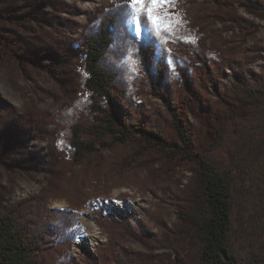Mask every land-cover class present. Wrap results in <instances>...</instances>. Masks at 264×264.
Returning a JSON list of instances; mask_svg holds the SVG:
<instances>
[{"label":"rangeland","instance_id":"1","mask_svg":"<svg viewBox=\"0 0 264 264\" xmlns=\"http://www.w3.org/2000/svg\"><path fill=\"white\" fill-rule=\"evenodd\" d=\"M127 2L0 0V213L27 225L36 264L195 263V162L223 164L219 140L264 113L246 92L264 77V0H170L166 37L151 22L136 36ZM117 11L105 64L120 84L94 102L78 80L82 37ZM95 105L130 119L132 136L88 134ZM70 117L92 144L81 164Z\"/></svg>","mask_w":264,"mask_h":264},{"label":"trees","instance_id":"2","mask_svg":"<svg viewBox=\"0 0 264 264\" xmlns=\"http://www.w3.org/2000/svg\"><path fill=\"white\" fill-rule=\"evenodd\" d=\"M120 14L111 15L110 25H97L82 37L83 75L78 80L94 102L98 101L95 97L110 101L109 88L120 84L118 72L105 64L112 54V29ZM255 82L246 92L264 111V77ZM161 96L171 107L168 97ZM95 106V123L88 134L110 136L114 143L132 136L129 118L119 119L101 105ZM68 120L63 126L66 140L74 161L81 164L85 154L92 153V144L83 140L77 117ZM174 126L179 131L177 122ZM139 132L161 148L173 146L161 135ZM216 147L223 154V164L216 166L205 157L195 162L200 196L191 218V234L199 249L192 264H264V113L236 127ZM36 241L26 224L18 226L9 213H0V264H36L32 256Z\"/></svg>","mask_w":264,"mask_h":264},{"label":"snow or ice","instance_id":"3","mask_svg":"<svg viewBox=\"0 0 264 264\" xmlns=\"http://www.w3.org/2000/svg\"><path fill=\"white\" fill-rule=\"evenodd\" d=\"M166 4H170V0H128L124 5L127 9L126 22L133 26L136 36L147 27V22H151L153 33L157 37H166L175 31L169 19L172 14L166 13L164 16L160 14ZM165 20H168L167 25L164 23Z\"/></svg>","mask_w":264,"mask_h":264}]
</instances>
